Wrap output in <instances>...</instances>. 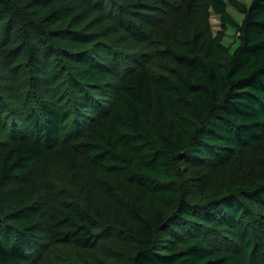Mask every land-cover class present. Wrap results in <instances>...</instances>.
<instances>
[{
  "label": "trees",
  "instance_id": "trees-1",
  "mask_svg": "<svg viewBox=\"0 0 264 264\" xmlns=\"http://www.w3.org/2000/svg\"><path fill=\"white\" fill-rule=\"evenodd\" d=\"M0 264H264V0H0Z\"/></svg>",
  "mask_w": 264,
  "mask_h": 264
},
{
  "label": "rangeland",
  "instance_id": "rangeland-1",
  "mask_svg": "<svg viewBox=\"0 0 264 264\" xmlns=\"http://www.w3.org/2000/svg\"><path fill=\"white\" fill-rule=\"evenodd\" d=\"M245 4H249L251 0H241ZM229 11L233 16L236 18V20L241 21L243 14L238 11L234 6H228ZM211 24H213L214 31H218L221 29L222 24L220 22V17L217 14H212L211 16ZM225 43L230 47V50L233 52V50L239 45V40L236 36V27L230 26L226 32V36L224 38Z\"/></svg>",
  "mask_w": 264,
  "mask_h": 264
}]
</instances>
